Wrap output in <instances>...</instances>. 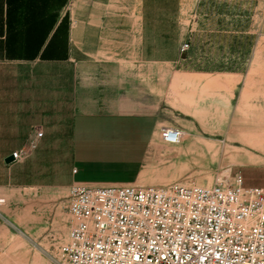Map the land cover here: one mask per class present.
<instances>
[{"label": "rangeland", "instance_id": "rangeland-1", "mask_svg": "<svg viewBox=\"0 0 264 264\" xmlns=\"http://www.w3.org/2000/svg\"><path fill=\"white\" fill-rule=\"evenodd\" d=\"M149 12L165 19V90L150 95L160 126L136 184L239 174L264 188V0H149ZM163 127L181 128V142L163 144ZM36 134L28 159L3 167L16 150H0V264H45L67 238L71 150L40 148Z\"/></svg>", "mask_w": 264, "mask_h": 264}, {"label": "crops", "instance_id": "crops-1", "mask_svg": "<svg viewBox=\"0 0 264 264\" xmlns=\"http://www.w3.org/2000/svg\"><path fill=\"white\" fill-rule=\"evenodd\" d=\"M164 40L149 0H0V150L41 131L40 148L71 150V183L136 184L159 132Z\"/></svg>", "mask_w": 264, "mask_h": 264}, {"label": "built area", "instance_id": "built-area-1", "mask_svg": "<svg viewBox=\"0 0 264 264\" xmlns=\"http://www.w3.org/2000/svg\"><path fill=\"white\" fill-rule=\"evenodd\" d=\"M184 135L160 130L168 146ZM35 148L13 152L12 164ZM66 212V241L45 264H264V188L239 174L212 186L73 183Z\"/></svg>", "mask_w": 264, "mask_h": 264}, {"label": "water", "instance_id": "water-1", "mask_svg": "<svg viewBox=\"0 0 264 264\" xmlns=\"http://www.w3.org/2000/svg\"><path fill=\"white\" fill-rule=\"evenodd\" d=\"M6 165H10L13 163V157L10 155L4 159Z\"/></svg>", "mask_w": 264, "mask_h": 264}]
</instances>
